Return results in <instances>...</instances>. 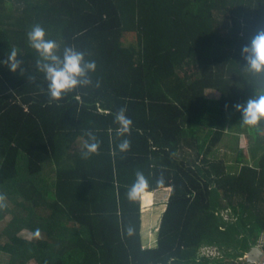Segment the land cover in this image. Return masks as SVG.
<instances>
[{"label": "trees", "instance_id": "16d2710c", "mask_svg": "<svg viewBox=\"0 0 264 264\" xmlns=\"http://www.w3.org/2000/svg\"><path fill=\"white\" fill-rule=\"evenodd\" d=\"M34 25L58 55L95 61L91 85L50 97ZM261 30L264 0H0V264H234L264 249V119L244 125L233 107L264 94L241 56ZM122 108L131 133L117 137ZM88 132L99 147L85 157ZM137 171L149 191L171 189L155 246L127 198Z\"/></svg>", "mask_w": 264, "mask_h": 264}, {"label": "clouds", "instance_id": "9594fccd", "mask_svg": "<svg viewBox=\"0 0 264 264\" xmlns=\"http://www.w3.org/2000/svg\"><path fill=\"white\" fill-rule=\"evenodd\" d=\"M27 37L30 47L38 53L39 59L36 61V66L48 81V92L52 99L59 100L77 87L92 84L89 73L95 71V61L85 60L84 54L72 47H65L62 56L58 55L59 45L54 40L46 39V32L39 25H34L27 33ZM17 56V50L13 48L7 59L3 61L12 72H16L22 63L17 59ZM241 56L250 71L264 73V30L250 37L249 43L241 47ZM233 107L236 111L241 112L244 125L258 127L259 122L264 119V94L249 98L244 104L237 103ZM125 112L126 109L122 108L114 117V122L119 125L116 129L117 137H124L131 133L132 120L125 115ZM87 135L91 142L86 141L84 144L86 151L83 152V155L85 157L97 152L99 147L95 135L92 132H88ZM118 148L121 152L127 151L130 148V141L123 139L118 144ZM157 184L160 186L164 184L163 177L157 181ZM149 188V182L144 174L137 171L136 179L127 191V198L133 202L140 201L148 194ZM5 201L6 196L0 194V208L6 207ZM257 245L262 248L261 244Z\"/></svg>", "mask_w": 264, "mask_h": 264}, {"label": "rangeland", "instance_id": "374dc122", "mask_svg": "<svg viewBox=\"0 0 264 264\" xmlns=\"http://www.w3.org/2000/svg\"><path fill=\"white\" fill-rule=\"evenodd\" d=\"M207 94L210 97L217 96L218 92L214 90H208ZM222 146L223 147H221L219 150V156L226 157L227 159H229L230 166H235L236 164L234 157L235 153L229 151L228 155L226 156L224 154V152L226 151V147L225 145ZM238 146L244 149L245 152H248V141L245 135L243 134L240 135ZM170 194H171L170 188L162 189L160 191H149L148 194L142 199V225H143L142 240L144 246L156 245L161 219L164 211L167 208ZM7 217L9 218V215ZM21 235L29 239L33 237V233L29 230H23L21 232ZM149 235H153V239L148 241ZM263 240L264 238H261L260 242L262 243ZM146 241L148 243H146ZM201 254L208 257L210 256L212 258L223 255V252L220 251L217 247L204 246L201 249ZM225 261H230L233 262L234 264H240V262L241 264H250L249 262H247L245 257L238 258L235 260L227 257ZM27 264H38V262L35 260H30ZM254 264H264V257L263 258L261 257L260 262H255Z\"/></svg>", "mask_w": 264, "mask_h": 264}, {"label": "water", "instance_id": "95a60500", "mask_svg": "<svg viewBox=\"0 0 264 264\" xmlns=\"http://www.w3.org/2000/svg\"><path fill=\"white\" fill-rule=\"evenodd\" d=\"M264 255V250L259 245H253L250 250H248L245 254V258L247 262L250 264H254L255 262H260L261 257Z\"/></svg>", "mask_w": 264, "mask_h": 264}, {"label": "crops", "instance_id": "0c3cea01", "mask_svg": "<svg viewBox=\"0 0 264 264\" xmlns=\"http://www.w3.org/2000/svg\"><path fill=\"white\" fill-rule=\"evenodd\" d=\"M142 231H143V225H142ZM153 239V235H149V237H148V241L149 240H152ZM146 243H148L147 241H146Z\"/></svg>", "mask_w": 264, "mask_h": 264}]
</instances>
